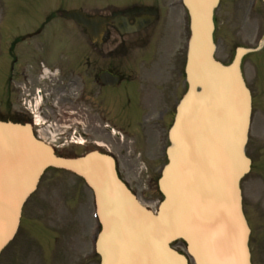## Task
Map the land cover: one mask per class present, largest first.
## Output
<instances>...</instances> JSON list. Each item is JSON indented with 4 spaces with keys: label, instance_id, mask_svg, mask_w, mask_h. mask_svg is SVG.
Instances as JSON below:
<instances>
[{
    "label": "water",
    "instance_id": "obj_1",
    "mask_svg": "<svg viewBox=\"0 0 264 264\" xmlns=\"http://www.w3.org/2000/svg\"><path fill=\"white\" fill-rule=\"evenodd\" d=\"M183 4L190 27L187 90L168 132L157 213L145 209L121 182L111 157L97 151L59 157L27 126L0 124V251L15 234L22 204L40 176L55 167L82 177L93 192L99 264H250L240 180L250 168L244 148L251 99L240 63L252 50L237 48L226 66L216 61L213 9L218 0ZM61 14L90 28L92 36L105 22L78 10ZM177 240L185 244L187 256L170 246Z\"/></svg>",
    "mask_w": 264,
    "mask_h": 264
},
{
    "label": "flooded vegetation",
    "instance_id": "obj_2",
    "mask_svg": "<svg viewBox=\"0 0 264 264\" xmlns=\"http://www.w3.org/2000/svg\"><path fill=\"white\" fill-rule=\"evenodd\" d=\"M153 2H110L99 8L102 15L126 18L129 26L143 15L154 16L151 24L131 34L121 33L124 22L118 20L107 23L99 42L86 33L84 43L44 44L41 28L14 38L0 60V123H29L38 138L63 154L75 152L65 140L76 132L86 150L103 147L112 154L120 176L124 163L134 162L137 166L130 163L125 174L135 169L138 173L132 178H155L158 169L151 166L164 155L167 122L186 90V39L181 49L180 27L173 37L169 33L172 24L180 23L177 13L164 15L160 1ZM256 24L260 38L264 26L261 21ZM25 243L31 241L21 240L11 254L15 248L32 253ZM37 246L45 252L41 242ZM46 251L53 257L60 252L59 245ZM81 263L86 264V258Z\"/></svg>",
    "mask_w": 264,
    "mask_h": 264
},
{
    "label": "rangeland",
    "instance_id": "obj_3",
    "mask_svg": "<svg viewBox=\"0 0 264 264\" xmlns=\"http://www.w3.org/2000/svg\"><path fill=\"white\" fill-rule=\"evenodd\" d=\"M107 1L109 0H0V52L5 50L4 44L9 42L11 35L27 31L31 27L37 28L39 23L45 22L57 5L61 4L60 8L66 9L81 7L83 11L92 13L98 12L99 7ZM128 1L147 3L148 0ZM172 1L176 0H160L162 6L160 10L164 11L162 14L173 11L177 12L173 14L178 18L186 16L179 4L176 9H169V3ZM262 16L261 0H220L216 9V58L229 63L237 46L248 44L254 46L259 35L256 23L261 21L264 26ZM171 26L173 30L169 33H172L173 37L174 30L175 28L179 30L180 23ZM83 35L76 24L53 16L45 24L42 42L73 44L84 42ZM173 43L174 41H171L170 48L173 47ZM41 48L45 51L44 47ZM169 50H166L167 53ZM81 55L83 51L79 55L71 53V57L77 58ZM243 67L253 96V123L247 153L253 159L254 170L244 178L242 190L244 208L253 225L252 238L255 237L253 260L255 264H264V243L262 248L258 246L259 242H262L259 238L264 241V48L248 55L244 59ZM170 121L171 115L167 125ZM162 145H167L165 139L162 140ZM83 152L77 149L73 153ZM164 161L165 159L161 157L157 158L151 167L161 166ZM130 163L137 166L134 162ZM130 163H124V167L121 168L122 178L140 202L154 210L161 199L156 179L150 181L148 177L132 178L138 173L135 169H130V173L125 174ZM97 230L92 194L85 184L68 172L50 168L41 177L36 191L26 201L17 236L1 252L0 264H80L82 256H86V264H99V257L93 247ZM21 240L31 241L25 243V246L31 245L29 251L33 252L27 254L23 253L25 249L15 248L11 254L14 246H20ZM39 240L45 247V252L37 246ZM55 245H59L60 252L52 257L50 252L46 251V247L53 248ZM174 245L176 249L184 251L181 241L175 242Z\"/></svg>",
    "mask_w": 264,
    "mask_h": 264
}]
</instances>
